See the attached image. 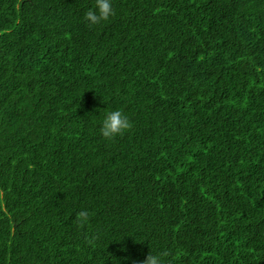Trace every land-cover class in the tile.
<instances>
[{
	"label": "trees",
	"instance_id": "trees-1",
	"mask_svg": "<svg viewBox=\"0 0 264 264\" xmlns=\"http://www.w3.org/2000/svg\"><path fill=\"white\" fill-rule=\"evenodd\" d=\"M95 6L0 0V264H264V0Z\"/></svg>",
	"mask_w": 264,
	"mask_h": 264
},
{
	"label": "clouds",
	"instance_id": "clouds-1",
	"mask_svg": "<svg viewBox=\"0 0 264 264\" xmlns=\"http://www.w3.org/2000/svg\"><path fill=\"white\" fill-rule=\"evenodd\" d=\"M112 14V0H96L95 8L87 11L85 18L91 25H96L108 20ZM131 127L132 122L129 117L121 110L115 109L104 114L99 130L106 139H113L118 135H122ZM80 216L86 218L87 213L82 211ZM143 264H164V262L161 255L149 253Z\"/></svg>",
	"mask_w": 264,
	"mask_h": 264
}]
</instances>
